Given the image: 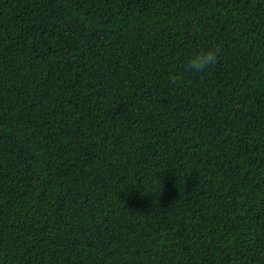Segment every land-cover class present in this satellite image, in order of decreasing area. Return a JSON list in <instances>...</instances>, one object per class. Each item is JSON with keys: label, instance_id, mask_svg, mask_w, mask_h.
I'll list each match as a JSON object with an SVG mask.
<instances>
[{"label": "trees", "instance_id": "16d2710c", "mask_svg": "<svg viewBox=\"0 0 264 264\" xmlns=\"http://www.w3.org/2000/svg\"><path fill=\"white\" fill-rule=\"evenodd\" d=\"M0 264H264V0H0Z\"/></svg>", "mask_w": 264, "mask_h": 264}, {"label": "clouds", "instance_id": "9594fccd", "mask_svg": "<svg viewBox=\"0 0 264 264\" xmlns=\"http://www.w3.org/2000/svg\"><path fill=\"white\" fill-rule=\"evenodd\" d=\"M218 61V49L215 47L201 48L188 59L185 68L189 72L199 73Z\"/></svg>", "mask_w": 264, "mask_h": 264}]
</instances>
